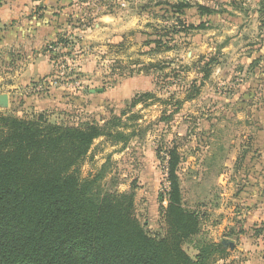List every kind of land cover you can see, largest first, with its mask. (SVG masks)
<instances>
[{
    "label": "rangeland",
    "instance_id": "obj_1",
    "mask_svg": "<svg viewBox=\"0 0 264 264\" xmlns=\"http://www.w3.org/2000/svg\"><path fill=\"white\" fill-rule=\"evenodd\" d=\"M12 1L1 0V16ZM54 1L68 3L63 18L71 21L55 41L20 50L0 34V94L8 97L0 113L70 125L95 121L131 134L126 143L96 138L79 174L97 176L99 191L133 189L135 215L154 236L165 233L160 196L167 188V148L176 146L183 204L201 223L185 252L195 257L215 242L224 249L207 264H264V218L238 217L243 203L232 196L234 156L245 145L235 99L240 87L247 91L251 57L262 50L264 0ZM157 1L187 5L176 12ZM197 5L213 12L200 14ZM42 9L40 1L34 13ZM158 38L161 45L152 42ZM33 47L37 55L25 57ZM211 58L205 78L202 68ZM144 92L151 96L129 108Z\"/></svg>",
    "mask_w": 264,
    "mask_h": 264
},
{
    "label": "trees",
    "instance_id": "obj_2",
    "mask_svg": "<svg viewBox=\"0 0 264 264\" xmlns=\"http://www.w3.org/2000/svg\"><path fill=\"white\" fill-rule=\"evenodd\" d=\"M156 4L176 12L187 5ZM152 42L161 45L159 38ZM214 63L211 58L203 65L205 78ZM148 96L136 93L129 108ZM100 136L126 143L131 134L95 121L70 125L0 113V264H207L214 251H223L211 242L191 257L182 247L201 223L199 213L183 204L176 146L167 148V188L160 196L165 233L154 236L135 215L133 189L99 191L97 176H80L79 164Z\"/></svg>",
    "mask_w": 264,
    "mask_h": 264
},
{
    "label": "crops",
    "instance_id": "obj_3",
    "mask_svg": "<svg viewBox=\"0 0 264 264\" xmlns=\"http://www.w3.org/2000/svg\"><path fill=\"white\" fill-rule=\"evenodd\" d=\"M40 1H42V13L35 14L34 8ZM7 9L8 14L5 13L4 17L0 15V23L4 21V29L8 25L7 21L11 26H8L4 32L0 27L2 28L0 34L2 33L3 36L6 32L10 43L14 46L19 44L20 50L21 47H29L30 43L55 41L63 30L69 28L71 22L63 18L65 12L69 10L68 3L54 0H38L37 3L32 0H13ZM31 9L32 14H24ZM73 29L75 34L74 26ZM33 49L29 48L25 57L37 55V49ZM251 59L253 62H250L252 65L248 68L249 76L245 83L247 91L240 87L238 97L235 99L234 120L240 125V129L243 128L240 139L243 138L245 145L235 153L232 167L234 186L232 196L237 198V202L243 203L240 207L234 205V208L237 206L235 214L250 221L264 218V206H262L264 204V43L262 50ZM244 203H248V209Z\"/></svg>",
    "mask_w": 264,
    "mask_h": 264
},
{
    "label": "water",
    "instance_id": "obj_4",
    "mask_svg": "<svg viewBox=\"0 0 264 264\" xmlns=\"http://www.w3.org/2000/svg\"><path fill=\"white\" fill-rule=\"evenodd\" d=\"M100 90H102V89L101 88H99V89H89L88 91L90 93H93L95 91H100ZM7 105H8V97H7V95L6 94H0V106L6 107Z\"/></svg>",
    "mask_w": 264,
    "mask_h": 264
}]
</instances>
